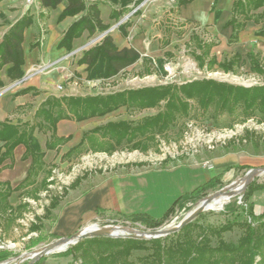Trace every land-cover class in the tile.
Returning a JSON list of instances; mask_svg holds the SVG:
<instances>
[{
    "label": "trees",
    "instance_id": "trees-1",
    "mask_svg": "<svg viewBox=\"0 0 264 264\" xmlns=\"http://www.w3.org/2000/svg\"><path fill=\"white\" fill-rule=\"evenodd\" d=\"M118 3V8H112L109 18L118 20L127 11V4L131 0H111ZM191 0H178V4H185ZM42 8H56L62 4L63 8L58 15L57 21L67 16L78 18L72 21L63 33L57 46L64 47L66 51L72 49V41L82 35L84 31L88 36L95 32L105 31L109 25L104 23L100 17L97 4L86 0H38ZM215 2L211 6L215 10ZM139 3V2H135ZM84 12V13H83ZM216 13V11H215ZM240 17H242L240 19ZM247 20L262 23L255 35L264 38V0H233L231 16L225 22V26H231L229 43L236 42L239 32L245 26ZM32 23V15L24 13L19 19L12 23L0 39V70L5 69L6 76L11 80H20L23 75L24 50L22 42L24 30ZM131 25L129 19L118 25L122 36H127V29ZM177 33H181L178 31ZM190 38L195 43L191 54L197 61L199 67L212 69L217 66L224 72L235 73L240 64L244 62L239 52H233L229 57L218 61L211 53L213 41H203L198 34L192 32ZM165 46L167 40L163 41ZM37 42H31L32 49ZM164 56H171L167 50ZM264 56V51L263 54ZM140 58V53L132 46L118 47L110 34L104 35L101 40L93 46L82 51L76 60L78 65H84L87 79L111 78ZM246 58L249 62V70L257 74H264V62L261 54L248 51ZM143 61L150 62L149 58L143 57ZM155 63L161 69L163 59H155ZM145 71H150L149 65L144 66ZM0 86L3 81L0 78ZM31 92L39 94L40 90L34 86H26L16 90L13 96ZM195 104L202 113L210 106L218 112L228 111L232 114L240 109L241 117L234 118L235 122H242L249 117H257L258 121L264 118V84L244 86L219 81L213 78L192 79L182 83H166L138 88L122 89L105 94L87 95H48L35 108L33 121L13 122L6 118L0 121V169L12 165L13 151L16 146H23L21 159L29 158L27 173L24 178L14 187L8 181H0V218H4L6 225L13 223L27 209L28 204L20 201L12 206L8 198L15 190L26 189L25 194L38 196L39 190L45 188L49 181L44 176L38 182L37 176L45 169L43 160L45 151L34 134L35 130L40 132L49 131L45 140V149L57 150L63 145L69 136H59L56 133V125L60 119H74L81 121L94 116H103L120 107L129 109H145L161 107L156 113L141 118L139 123L132 124L129 120L108 121L103 125L95 126L83 133L81 141L68 149L61 155L70 158L74 153L78 155L84 141L90 142L93 151L111 152L123 141L131 143L133 148L146 149L147 140L154 139L156 133L164 134L170 126L175 124L179 118H186ZM26 104L25 106H29ZM23 108L17 106L16 111ZM246 141H251L258 146L264 144V138L254 137V133L246 132ZM9 159V163L5 160ZM235 169H248L247 164L233 166ZM230 167H227L228 170ZM46 172L49 170H45ZM86 175V174H85ZM221 173L212 176L202 182L194 189L179 195L162 215L155 217L151 214L138 212L132 214H121L120 217L132 222H140L149 228H156L171 220L177 210L190 209L188 202L194 203L207 194V190L217 189L221 181ZM84 177H76L68 187H63L60 195L51 198L44 216L39 217L36 223L29 227L30 231H37V235L30 239L27 248H31L48 238L56 237L54 234L42 233V220L51 214L67 189L77 185ZM30 187V188H29ZM29 188V189H28ZM28 189V190H27ZM264 189V181L252 180L241 196V203L234 201L224 206L226 213L232 214V219H227L219 226H199L194 232L196 224L203 212L199 213L192 221L183 225L178 231L165 236L149 239H135L127 237L93 236L83 238L68 246L64 251L56 253L58 256H70V264H264V213L255 214L253 203L249 201L254 190ZM234 225L243 229L236 242L225 241L221 234L231 230ZM217 237L212 244V236ZM139 251H145L139 253ZM12 254L7 249L0 250V262L6 260ZM45 257L32 264H40Z\"/></svg>",
    "mask_w": 264,
    "mask_h": 264
},
{
    "label": "rangeland",
    "instance_id": "rangeland-1",
    "mask_svg": "<svg viewBox=\"0 0 264 264\" xmlns=\"http://www.w3.org/2000/svg\"><path fill=\"white\" fill-rule=\"evenodd\" d=\"M92 1L99 3L101 6L104 21L109 25L106 34H111L113 36L120 34L117 21L107 18V13L116 3L111 0H86V3L89 4ZM154 1L160 4L159 7L148 8V5ZM175 2L176 0H131L128 3L127 11L122 14V16L130 13L127 19H130L131 25L127 29L128 36L126 38L124 37L122 41L133 44L144 53L145 56L143 57L149 58L151 61L146 63V61H141V59H139L130 69L124 72L122 71L107 79H87L84 65H78L76 63V60L80 57L83 50L93 46L101 40L103 37L102 32H95L89 36L86 35L84 39L75 44L78 45L81 42L79 46L72 47L70 51L57 52L56 55L41 60L40 55L43 54L45 49L48 31L46 30L45 24L39 25V23L35 21V26H33L34 35L32 38V31H27L25 49L28 52V43L30 40L31 42H37V47L39 49L38 58L35 64L31 66L30 74L35 73L39 76L38 86L40 92L34 97L37 98L35 103L29 106H25V104L23 108L17 111L20 117L14 115L9 119L14 122H23V120L32 122L33 112L39 101L48 95L105 94L142 86L166 83L179 84L192 79L201 78H213L219 81L244 86L264 84V74L251 72L245 56V51L247 50L258 52L261 54L264 62V56L262 55L264 50V38L253 36L248 40L249 42H245L246 40H244V46L242 47L243 42L238 45L231 44L227 41L225 36L216 35L204 27H182L178 24H171L166 14L168 10H171L175 6ZM116 6L118 7L119 4L117 3ZM224 6L225 4L221 6L223 10ZM27 7L29 10L35 11L36 14L37 10L34 4L27 5ZM159 13L162 14L160 19L157 18ZM80 14L76 15V18H78ZM178 31L181 33H177ZM192 32L198 34L203 41L214 42L211 53L216 56L218 61L230 56L235 48L242 51L241 55L245 61L240 64L235 73L224 72L217 66H214L212 69L199 67L197 61L191 54L192 50H196V52L199 51L195 48V43L190 38ZM156 38H158L159 44L155 49H151L148 44ZM165 40H167V44L164 46L162 42ZM164 50L169 51L171 56H164ZM30 54L31 53H29L28 57ZM151 57L163 59L162 69L156 65L155 59L153 61ZM147 64L149 65L150 71L144 70V66ZM6 66L7 65L4 67ZM21 83L22 81L10 80L5 85L0 86V95L10 94V92L17 89ZM59 86H61V88H59ZM159 109H161V107L129 109L122 112L123 114L119 115L116 119L122 118L135 124L139 123L142 117L152 115ZM241 116L240 109H236L230 114L226 110L218 112L216 108L210 106L202 113L201 110L193 104L188 117L179 118L164 134L156 133L154 139L146 141L148 147L144 150L141 148H133L131 143L123 141L111 152L93 151L90 149V142L85 140L78 152L79 155L75 158L73 157L70 163L66 162L61 164V161L59 162L60 157L57 155L60 151V146L59 149L55 150V155L47 157L49 161L45 169L49 167V173L45 171L43 175L46 176L47 180L49 178L52 179L48 180L49 184L45 188L39 190L37 197L25 194L26 189L15 190L9 196L8 201L12 206H15L20 201L26 202L28 206L13 223L6 225L4 218H0V250L7 249L12 252V254L6 260L0 262V264H25L26 260H21L20 254L31 251L34 248L56 239L47 238L31 248L26 247L29 240L37 235V231L29 230L31 224L36 223L39 217L41 218L44 216L45 209L48 207L51 198L55 195H60L63 187H68L78 176H86L90 172L94 173L95 171H108L121 165L144 164L146 166L158 167L182 160L203 162L208 161L207 157L219 149L225 152L249 155L250 167L264 165V144L260 143L258 146H255L253 142L246 141L245 139L246 132L252 131L254 133L253 138L259 136L264 138V118L258 121L257 117H249L242 122H235L231 125L234 118H240ZM91 129L92 128L87 131ZM34 134L37 140L43 144L49 136V131L40 132L35 130ZM22 153L23 149L20 151L16 150V152L13 151L12 165L0 169V181H8L11 187L16 186L22 180L16 182L17 177L19 178V176L23 174L26 175L27 173L30 160L29 158L22 160ZM56 155L57 159H54ZM9 162V159L5 160V163L8 164ZM246 170L247 169L235 168L227 170L224 180H222L218 188L226 186L231 181L242 177ZM255 179L258 182L264 181V174L255 177ZM36 180L38 182L39 178L37 177ZM44 190H48L44 197V199L47 200L46 203L42 200H37ZM213 191L214 190L209 189L207 190V194ZM243 192L244 190L232 196L221 208H208L204 210L203 215L196 220V224L193 226L194 232H197L199 226H219L227 219H232L233 215L226 213L224 211V206L232 204L234 201H236V204L241 203ZM29 199L36 200V204H32ZM199 200L200 199L194 203L188 202L187 205H190L189 210H191ZM188 211L183 209L177 210V213L172 216L171 220L158 227H166L170 224L177 223ZM51 218L52 215L43 218L42 233H46L48 229L47 222H50ZM108 223H118L136 229H153L146 227L140 222H132L120 216H110L109 220L103 219L95 224L103 225ZM242 232L243 229L240 226L234 225L231 230L223 232L221 236L227 242H236ZM211 240L212 244H215L217 237L214 235ZM61 251L64 250L54 251L43 257L48 260L49 264H65L66 260L70 259V257L66 258L56 255V253ZM144 252L145 251H139V253ZM67 264H70V261Z\"/></svg>",
    "mask_w": 264,
    "mask_h": 264
},
{
    "label": "crops",
    "instance_id": "crops-1",
    "mask_svg": "<svg viewBox=\"0 0 264 264\" xmlns=\"http://www.w3.org/2000/svg\"><path fill=\"white\" fill-rule=\"evenodd\" d=\"M232 1L233 0H216L214 7L215 10H212L211 6L213 0H191L181 5H179L178 0H176L175 6L171 10H168L166 15H168L171 24H178L182 27H204L216 35L225 36L228 41L231 33V26H225L224 24L231 16ZM96 4L100 10L102 21L106 23L102 16L103 13L100 4ZM223 4H225L224 10L221 8ZM116 5L112 6L110 10L119 7ZM159 5L158 2L154 1L148 5V8H157ZM34 7L37 10L36 14L35 11L29 10L24 0H0V39L7 31L8 27L24 13L28 12L32 15V23L25 28L22 42L24 50V75L20 80L22 83L17 89L12 90L10 94L0 95V121L5 120L6 118H11L14 115L20 117V114L16 111L17 106L21 107L25 104L35 103L37 99L34 98L37 95H33L31 92L13 96V93L22 87L34 86L39 89V76L35 73L30 74L31 66L35 64L38 58L39 49L37 46L31 49L29 47V44L31 43L30 40L28 43L29 50L28 52L26 51L25 37L27 31H32V38L34 35L33 26H35V21H37L39 25H46V30L48 31L47 41L45 43L43 54L40 55V59L50 58L56 55L57 52L60 53V51H66L64 47H58L57 44L63 36L66 28L77 17L67 16L61 21H57L58 15L63 8L62 4L58 5L56 8H42L37 0L34 3ZM109 12L107 13L108 19H110ZM161 16L162 14L159 13L157 18L160 19ZM241 18L242 17H240V19ZM261 26L262 23H256L254 20H247L245 26L238 34L237 41L231 44L238 45L244 40H246L245 42H249L248 40H250L251 37L257 36L255 35V32L259 30ZM86 35L88 34L84 31L80 37L73 39L72 47L79 46L81 42L78 45L75 44L84 39ZM111 36L118 47H134L140 53L139 59L143 61V56H145L144 53L130 42H123L122 39L124 36H122L121 33L117 36ZM127 36H125V38ZM158 44L159 41L158 38H156L154 41L150 42L148 46H150L151 49H155ZM243 46L244 42L242 43V47ZM233 52H239L242 54V51L238 48H235ZM247 52L248 50L245 51V56ZM29 53L31 54L28 57ZM152 59L154 61L155 58ZM242 60H244L243 57ZM132 65L128 66L125 70L130 69ZM6 67H3L0 70V78L3 81V85L11 80L5 74ZM125 70H123V72ZM42 100H40L39 103ZM125 111L126 108L123 106L103 116H94L81 121L65 118L60 119L56 125V133L59 136H69V139L60 147V151L57 154L58 157H60L59 162L61 161V164L66 162L70 163L73 160V157L75 158L77 156L74 153L68 159L61 158L63 153L71 147L76 146L81 141L84 132L108 121L122 119L116 118ZM38 142L42 150L45 151L43 160L46 166L49 161L47 157H50V155L53 156L56 153L54 149H45V141L43 144L39 140ZM21 149H23V146L18 145L15 147L14 151H20ZM57 155L54 159H57ZM207 158L208 163L206 165H203L200 161L182 160L158 167L146 166L144 164H130L124 166L121 165L108 171L90 172L84 176L77 185L68 188L66 193L61 196L57 206L51 209L50 215H52V218L50 222L47 220L48 229L46 234L52 233L56 236H48V238L68 236L77 230L95 224L100 220H109L110 216H120L121 214L144 212L158 217L163 214L179 195L191 191L212 176L221 173L222 175L220 179L221 181L224 180L227 167H230L229 169H234L233 166L235 165L250 164L249 155L225 152L222 149L212 153ZM48 168L49 167L46 169L48 170ZM46 169L41 171L37 176L39 180L44 177L43 174H45L44 172ZM24 176L25 175L23 174L22 176H19V178L17 177L16 182H19ZM249 201L253 203V211L255 214L258 215L264 213V189L254 190L250 195ZM62 257L68 258L70 256ZM69 261H71V257L66 260L65 264L69 263ZM40 264H49V262L48 260L43 259Z\"/></svg>",
    "mask_w": 264,
    "mask_h": 264
},
{
    "label": "water",
    "instance_id": "water-1",
    "mask_svg": "<svg viewBox=\"0 0 264 264\" xmlns=\"http://www.w3.org/2000/svg\"><path fill=\"white\" fill-rule=\"evenodd\" d=\"M129 15H130V13L126 14L125 16H122L117 21V25L124 22L128 18ZM107 31H108V28L102 32V36L106 35ZM20 80H18V81H20ZM261 172H264V165L253 166V167L248 168L242 176L245 179V181H244V184H243L240 192L245 190L246 187L248 186V184L252 180H254L255 177H257ZM231 183L232 182H230L229 184H231ZM226 186H222V187L214 190L213 192L206 194L177 223L170 224L166 227L164 226V227H158V228H153V229H136V228H132L130 226H126V225H122V224H118V223H108V224H103V225L92 224L91 227L89 225L87 227L81 228L71 235L58 237V238H56V239H54V240H52L46 244H43L42 247L39 246L37 248H34L31 251H28V252L35 251V254H33V255L25 256L24 253H26V252L20 254L21 260H26L25 264H32L35 261L39 260L44 255L54 252L53 247L60 245L62 243H67L65 248L62 249V250H65L68 246H70V245L76 243L77 241H79L83 238H86V237L102 236L103 235V236H109V237H127V238H135V239H149V238H156V237H160V236H165V235L170 234L172 232L178 231L183 225L192 221L199 213L206 210L207 207L209 206V204L211 203V200L214 198V196L217 193L224 191ZM226 193L230 196L239 194V193L236 194L235 192L230 191V190H226ZM119 227L120 228H126L127 230L123 233L116 234L115 228H119ZM58 251H60V250H58Z\"/></svg>",
    "mask_w": 264,
    "mask_h": 264
},
{
    "label": "bare ground",
    "instance_id": "bare-ground-1",
    "mask_svg": "<svg viewBox=\"0 0 264 264\" xmlns=\"http://www.w3.org/2000/svg\"><path fill=\"white\" fill-rule=\"evenodd\" d=\"M261 174H264V172H261L259 175H261ZM244 181H245V179L243 177H239V178L231 181L232 183L228 184L225 187L224 191L219 192V193H217L214 196V198L211 200V203L209 204L207 209L208 208H215V209L216 208H221L225 202H227L232 196H234V195H232V196L228 195L226 193V190L233 191V192H235L237 194V193L240 192V190H241V188H242V186L244 184ZM91 226H92V224L90 225V227ZM126 230H127L126 228H120V227L119 228H115V233L116 234H120V233L125 232ZM66 245H67V243H62L60 245H57V246L53 247V250L54 251L62 250L63 248H65ZM33 254H35V251L24 253L25 256L33 255Z\"/></svg>",
    "mask_w": 264,
    "mask_h": 264
},
{
    "label": "built area",
    "instance_id": "built-area-1",
    "mask_svg": "<svg viewBox=\"0 0 264 264\" xmlns=\"http://www.w3.org/2000/svg\"><path fill=\"white\" fill-rule=\"evenodd\" d=\"M25 1V4H27V5H33L37 0H24ZM172 1H174V0H172ZM59 88H61V86H59ZM208 162L207 161H203L202 162V164L203 165H206ZM52 178H49L48 180H51ZM48 190H44L39 196V199H37V200H42L43 202H47V200H45L44 199V197L46 196V192H47ZM45 200V201H44ZM29 201L32 203V204H36V200H34V199H29Z\"/></svg>",
    "mask_w": 264,
    "mask_h": 264
}]
</instances>
